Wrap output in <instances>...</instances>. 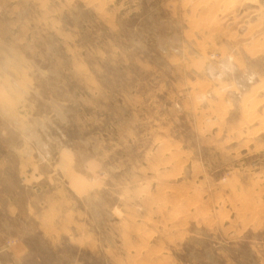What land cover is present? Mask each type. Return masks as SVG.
Instances as JSON below:
<instances>
[{
  "label": "rangeland",
  "instance_id": "obj_1",
  "mask_svg": "<svg viewBox=\"0 0 264 264\" xmlns=\"http://www.w3.org/2000/svg\"><path fill=\"white\" fill-rule=\"evenodd\" d=\"M0 264H264V0H0Z\"/></svg>",
  "mask_w": 264,
  "mask_h": 264
},
{
  "label": "bare ground",
  "instance_id": "obj_2",
  "mask_svg": "<svg viewBox=\"0 0 264 264\" xmlns=\"http://www.w3.org/2000/svg\"><path fill=\"white\" fill-rule=\"evenodd\" d=\"M207 3V2H206ZM205 5V4H204ZM206 6V5H205Z\"/></svg>",
  "mask_w": 264,
  "mask_h": 264
}]
</instances>
